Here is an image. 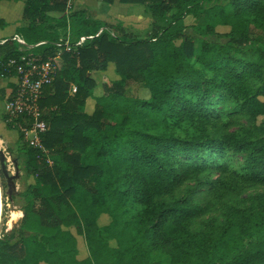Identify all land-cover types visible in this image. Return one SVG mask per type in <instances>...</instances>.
<instances>
[{
    "label": "trees",
    "instance_id": "obj_1",
    "mask_svg": "<svg viewBox=\"0 0 264 264\" xmlns=\"http://www.w3.org/2000/svg\"><path fill=\"white\" fill-rule=\"evenodd\" d=\"M67 1L25 0L16 28L55 65L38 102L51 163L17 132L34 177L21 223L32 211L50 231L30 248L23 226L4 232L0 264H264V0H118L158 14L141 39ZM61 29L93 37L55 56ZM16 47L0 44V78ZM232 112L248 124L227 131ZM255 186L192 228L213 205L201 199Z\"/></svg>",
    "mask_w": 264,
    "mask_h": 264
},
{
    "label": "rangeland",
    "instance_id": "obj_2",
    "mask_svg": "<svg viewBox=\"0 0 264 264\" xmlns=\"http://www.w3.org/2000/svg\"><path fill=\"white\" fill-rule=\"evenodd\" d=\"M225 2L227 0H219ZM132 4V5H131ZM120 3L118 0H114L112 4H107L102 0H87L83 4H76L72 10H80L81 6L86 7L89 12L87 15L89 17H101L105 19L106 22L112 24H121L125 32L129 33L134 38H147L151 31L153 24H160V19L158 14H152L147 4L139 3ZM80 7V8H79ZM23 8V0H1L0 1V19L3 20L0 24V38L8 39L9 35L16 33V24L23 23L21 20ZM7 24H6V22ZM22 25V24H21ZM20 26V25H19ZM223 29H219L222 31ZM70 34L68 29L60 30L59 38L65 37L64 34ZM186 33L194 36L197 40L200 36L194 32L190 27L186 29ZM71 38V37H70ZM209 39H215V37L210 36ZM216 40V39H215ZM224 42L225 39H219ZM198 44V41H197ZM252 43H249L243 47L249 48ZM93 78L96 77L94 73H91ZM13 77L0 78V150L3 151L5 155L6 172L8 175L12 176L11 182L13 187H9L5 176L1 173L0 177V236L4 232H9L12 228H18L20 225L25 229V244L26 247L30 248L36 239V237L42 232H49L50 230L39 224L37 216L34 212L30 211L27 218L21 223L22 209L31 202V195L26 193L24 195V190H26L27 185L34 181V177L29 174L26 162L25 153L21 149L23 143L22 140L18 139L17 129H8L2 120V105L6 97L7 90L6 84L13 81ZM227 108L231 109L229 104L226 105ZM230 120L229 126L226 128L227 131H232L237 129L241 125H247V119L244 115L239 112H232L231 116L224 118ZM210 133L214 131H223V126L218 125L217 127H209ZM233 162L236 164V160H240L239 157H233ZM217 173L211 175L212 178H216ZM2 182V185H1ZM195 180L187 181L174 193V197H183L188 194L189 189L193 186ZM262 187H246L240 188L237 191H229L221 195H213L206 199H201V201H210L212 208L209 212L203 216L195 219L192 223L193 229H199L205 225V220L210 217H217L220 220V207L223 202L240 204L241 199L248 193H255L261 191ZM105 220V219H104ZM3 228V232H1Z\"/></svg>",
    "mask_w": 264,
    "mask_h": 264
},
{
    "label": "built area",
    "instance_id": "obj_3",
    "mask_svg": "<svg viewBox=\"0 0 264 264\" xmlns=\"http://www.w3.org/2000/svg\"><path fill=\"white\" fill-rule=\"evenodd\" d=\"M72 0L66 3V12L72 10ZM99 29L94 36L101 32ZM92 35L81 36L77 40H71L70 34L59 38L55 43L57 47L55 56H59L62 51H71L81 45L86 38H92ZM10 40L17 43V55L11 56L4 61V67L12 68L14 80L6 84L7 94L3 101L2 120L4 124H10L22 135V140L32 148H37L45 156L46 161L51 163L47 156V149L42 143V135L47 131L49 124L43 115V110L38 102L44 86L53 81L55 65L52 57L42 58L32 49L46 41H40L35 44L27 43L20 34L13 33L9 36ZM7 39L0 38V44ZM76 86L70 87V93H74Z\"/></svg>",
    "mask_w": 264,
    "mask_h": 264
},
{
    "label": "crops",
    "instance_id": "obj_4",
    "mask_svg": "<svg viewBox=\"0 0 264 264\" xmlns=\"http://www.w3.org/2000/svg\"><path fill=\"white\" fill-rule=\"evenodd\" d=\"M1 1V0H0ZM24 1L25 0H23V6H24ZM85 1H87V0H72V3H71V5H72V7L74 8V6L77 4H83ZM128 4V3H127ZM129 4H131V3H129ZM110 5V4H109ZM132 5V4H131ZM80 8V7H79ZM87 8L84 6V7H82L81 6V8H80V10H84L85 11V13L86 14H88V13H91V12H89L88 10H86ZM22 10H23V8H22ZM75 10V9H74ZM77 10V9H76ZM48 15H50V16H55V17H57V16H59L60 15V13L59 12H48L47 13ZM22 15V14H21ZM94 18H98V19H101V20H104L105 21V19H103V18H101V17H99V16H97V17H94ZM3 19V18H2ZM21 20H22V17H21ZM5 21V20H4ZM6 22V21H5ZM23 23H21V24H25V22L24 21H22ZM6 24H7V22H6ZM21 24H16L15 26H14V28H17L19 25H21ZM10 36V35H9Z\"/></svg>",
    "mask_w": 264,
    "mask_h": 264
},
{
    "label": "water",
    "instance_id": "obj_5",
    "mask_svg": "<svg viewBox=\"0 0 264 264\" xmlns=\"http://www.w3.org/2000/svg\"><path fill=\"white\" fill-rule=\"evenodd\" d=\"M5 166H6L5 155L3 151L0 150V170L2 174L5 176L6 181L9 184V187H13V183L11 182L12 176L7 174Z\"/></svg>",
    "mask_w": 264,
    "mask_h": 264
}]
</instances>
